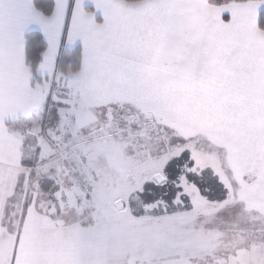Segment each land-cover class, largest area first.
I'll return each instance as SVG.
<instances>
[{"label": "snow or ice", "instance_id": "1", "mask_svg": "<svg viewBox=\"0 0 264 264\" xmlns=\"http://www.w3.org/2000/svg\"><path fill=\"white\" fill-rule=\"evenodd\" d=\"M0 264H264V0H0Z\"/></svg>", "mask_w": 264, "mask_h": 264}]
</instances>
